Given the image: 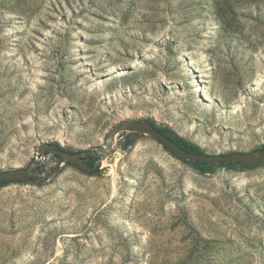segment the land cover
Returning a JSON list of instances; mask_svg holds the SVG:
<instances>
[{
    "label": "rangeland",
    "instance_id": "1",
    "mask_svg": "<svg viewBox=\"0 0 264 264\" xmlns=\"http://www.w3.org/2000/svg\"><path fill=\"white\" fill-rule=\"evenodd\" d=\"M125 121L264 151V0H0V173ZM128 134L95 173L0 185V264H264V164L197 169Z\"/></svg>",
    "mask_w": 264,
    "mask_h": 264
},
{
    "label": "water",
    "instance_id": "2",
    "mask_svg": "<svg viewBox=\"0 0 264 264\" xmlns=\"http://www.w3.org/2000/svg\"><path fill=\"white\" fill-rule=\"evenodd\" d=\"M120 133H135L141 135H148L156 140L165 149H168L172 155L182 161H193L208 166H214L223 163L240 164L245 167H257L264 164V151L261 152H235L227 155H201L191 153L183 149L177 142L172 140L167 134L157 131L151 123L143 121H125L116 125L108 135L103 146L93 150H87L77 153H70L60 149L56 145H47L37 151L35 161L27 169H15L0 173V184L13 181H26L34 185H46L51 183L60 174L63 167L67 165L75 166L80 170L95 173L102 165V163L109 157L112 151L115 138ZM46 155H54L61 161L59 169L51 173L46 180L42 178L50 173L48 168V161H45L46 171L44 174L35 172L37 162ZM89 162L93 165L90 166Z\"/></svg>",
    "mask_w": 264,
    "mask_h": 264
},
{
    "label": "trees",
    "instance_id": "3",
    "mask_svg": "<svg viewBox=\"0 0 264 264\" xmlns=\"http://www.w3.org/2000/svg\"><path fill=\"white\" fill-rule=\"evenodd\" d=\"M151 125L159 132L163 133V134H167L172 140H174L175 142H177L183 149H185L186 151L188 152H191V153H197V154H201V155H204V152L198 147V146H195V145H192L190 144L188 141H186L185 139L177 136V135H172L170 136L169 134V130L167 128H160L158 127L156 124L154 123H151ZM123 134H127V133H123ZM132 134V133H131ZM131 134H128V135H131ZM63 150V149H62ZM168 150V149H167ZM169 151V150H168ZM189 162L190 164H192L195 168H199V167H207V165L205 164H201V163H198V162H193V161H187ZM90 166L93 165V163H90L89 164ZM13 182H22L21 180H18V181H13ZM9 183H12V182H7V183H1L0 185H7Z\"/></svg>",
    "mask_w": 264,
    "mask_h": 264
},
{
    "label": "bare ground",
    "instance_id": "4",
    "mask_svg": "<svg viewBox=\"0 0 264 264\" xmlns=\"http://www.w3.org/2000/svg\"><path fill=\"white\" fill-rule=\"evenodd\" d=\"M231 76V75H230ZM227 87H228V90L226 89V96H227V100L231 101L233 100V98H235V95L237 94V89L236 87H238L240 84H239V78H234V77H231L227 83H226ZM243 86V85H242ZM21 90H19L20 92ZM256 100H259V98H256Z\"/></svg>",
    "mask_w": 264,
    "mask_h": 264
}]
</instances>
